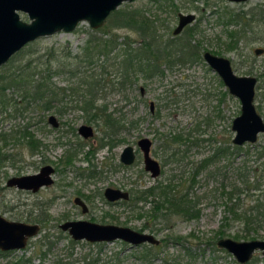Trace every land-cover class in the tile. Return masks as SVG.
Listing matches in <instances>:
<instances>
[{
    "label": "rangeland",
    "instance_id": "obj_1",
    "mask_svg": "<svg viewBox=\"0 0 264 264\" xmlns=\"http://www.w3.org/2000/svg\"><path fill=\"white\" fill-rule=\"evenodd\" d=\"M117 9L120 15L135 11L139 12V16L149 17L155 23L157 21L156 32L163 41L173 36L172 30L177 25L179 13L194 14L195 21L188 26L189 30L177 35L180 37L174 43L182 41V37L198 46L201 42V54L209 51L225 57L230 60L236 75L254 76L257 80L254 104L264 120V19H258V22L247 21L255 13L259 17L264 16L260 15L264 12V0L240 3L229 0H132ZM17 12L20 20L30 22L27 13ZM237 13H245V18L238 20L235 16ZM113 15L107 17L98 28L100 30L92 29L88 22L82 21L71 32H57L26 44L0 66V87L6 88L5 94L7 92L9 97L12 89L5 86L6 77L27 62H39L36 70H42L43 75L52 72L51 79L57 86L66 87L71 77L65 70L77 65V56L84 55L87 39H105L110 34L116 35L113 38L117 42H123L125 37L133 41L139 39L136 31L120 26L122 18ZM118 50L121 47L116 48L117 52ZM89 54L95 58L94 61L97 60L93 67L104 60L102 56L97 58L92 51ZM46 64H51L52 69H47ZM65 64L69 65L64 66ZM110 64L109 67H112ZM108 65L106 69L110 72ZM75 79L73 76L71 80ZM220 82L222 83L219 76L201 55L200 59L193 57L185 65L176 66L172 71L166 70L162 77L146 81V86L140 79L137 84L127 85L125 92L109 88L104 90L103 95H106L101 101L106 103L108 109L135 122V125L115 136L113 140L117 141L111 144L110 149L100 145L102 134L96 129L90 139L84 140L78 135L77 128L84 123L79 109L69 110L63 117L49 111L44 116L45 122L40 121L35 112H26L23 116L14 118L12 109L7 108L9 117L5 112L1 114L0 109V135L10 134L5 140L0 136V215L10 221L39 226L38 233L28 239L24 248L0 252V264H134L133 255L141 250L147 254L148 244L131 249L128 244L117 240L111 243L74 240L67 231L60 228L61 224L73 220L124 225L135 230L151 226L152 230L145 228L143 231L152 233L161 241L153 264H161L162 261L165 264H240L233 254L217 246V240H264V224L263 227L260 225L256 230L251 228L247 232L238 222L223 225L222 216L227 212L219 194L215 192L217 179L206 180L205 171H201L195 179L200 182L199 186H194L197 191L194 196L200 198L197 201L195 197L191 198L196 201H193V210L197 213L195 217L183 215L179 211L180 206L173 211L164 208L163 217L168 219L158 218L153 222L150 218L151 203L141 202L135 206L121 202L110 203L102 195L107 186L132 191L163 181L168 176L173 178L174 189L178 184L188 185L185 179L193 172L196 163L218 143L231 141L234 135L231 123L240 114V102ZM140 88H144V96H140ZM223 92L227 93L223 95ZM66 95L65 100H73L68 91ZM151 100L154 101L158 114L150 112ZM49 114L56 115L60 122L58 128H52L46 122ZM25 125L29 126L28 131L34 133V139L41 142V147L33 153L12 139V130ZM177 132H191L199 138V144L188 141L179 145L170 144V149H179L180 160L166 163L164 173L153 180L143 170V157L137 141L144 136L151 139V155L161 163L164 154L166 155L163 143L160 146L163 133ZM255 144L264 147L263 134L258 136ZM126 145L134 147L136 160L130 167L123 168L119 166L118 159ZM89 150L94 152L90 162L84 159L85 152ZM238 159L235 157L234 160ZM252 160H255L254 153ZM45 164L54 168L52 185L35 193L6 185L8 178L37 173ZM90 164L95 165L94 174L90 173ZM223 164V159L217 163L218 166ZM229 179H232L231 176ZM183 191L184 189L179 188L173 193L178 197ZM76 196L87 204V213H82L73 203ZM248 232L253 238L248 236ZM244 264H264V255L257 250Z\"/></svg>",
    "mask_w": 264,
    "mask_h": 264
},
{
    "label": "trees",
    "instance_id": "obj_2",
    "mask_svg": "<svg viewBox=\"0 0 264 264\" xmlns=\"http://www.w3.org/2000/svg\"><path fill=\"white\" fill-rule=\"evenodd\" d=\"M176 11L177 7L174 9V12ZM111 14H114L116 18H122V25L120 26L136 31L139 39L133 41L125 37L123 42H117L113 38V36L116 37L114 34H110V37L105 39H87L84 44V55L77 56L79 58L77 65L71 67V69L68 67L65 70L71 77L67 85L69 89L61 88L60 90L51 79L52 72L43 75L42 70H36L38 64L40 65L39 62L34 64H32L33 62H27L23 66H18L5 79V86L12 89L11 95L8 97V93L5 94L6 88L0 87L1 114L5 112L9 117L10 113H7V108L13 110L12 117L14 118L23 116L26 112H35V116L42 122L44 121L43 113L47 110L52 109L63 116L64 108L59 96L63 99L66 90L71 91L77 88L78 96L75 103L84 113L82 116L84 122L94 124L104 133V138L110 142L122 130L135 125V122H130L125 116L109 110L105 102H99L106 95H103L104 90L109 88L112 91L125 92L127 85L137 84L140 79L145 85L146 81L154 77L164 76L166 70L172 71L176 66L185 65L193 57L195 59L201 58V42L198 46L191 44L190 39L183 40L182 37V41L174 43V40L180 36L170 35L167 41H163L156 32L157 21L155 23L149 17L139 16V12L135 11H128V14L125 12L120 15L117 9ZM245 15V13L242 15L235 14L238 20L245 18ZM260 15H264V12ZM258 19L263 20L264 16L259 17V14L255 13L247 21L258 22ZM248 22H245V24L248 25ZM189 28L186 26L182 32L188 31ZM118 47H121V50L117 52L116 48ZM90 51L94 52L97 58L104 57V60L95 67L93 66L97 60L94 61L95 58L89 54ZM112 51H115V53H112ZM108 64L112 67H109ZM68 65L65 64L64 66ZM107 65L110 72L106 69ZM46 66L47 69H52L51 64H46ZM29 69L32 70L29 72ZM73 76L76 77L75 80H71ZM226 93L223 92L222 94ZM124 97L127 99L126 95ZM27 128L29 126L25 125L23 128L13 129L12 139L16 140L18 145L29 148V152L33 153L41 147V142L34 139V133L28 131ZM0 136L5 140L10 137V134ZM161 139L164 145H162L163 152L166 153V155L164 154V163H174L180 160L179 149H170V144L178 143L177 145H179L188 141L191 144L198 145L200 141L191 132L188 134L182 132L163 133ZM261 146L263 145L255 143L236 146L230 140L221 141L208 155L196 163L193 172L187 178L189 182L185 179L188 185L178 184L175 189L173 187L169 192L166 190L169 188L167 184L163 187L153 188L158 191L149 195L155 200L156 210L152 213L161 217L164 208L167 211H173L174 208L177 210L178 207L182 206L179 211L183 215L195 217L197 213L193 210L194 199L191 198L195 197L196 201L200 198L194 196L197 192L194 186L200 184L195 179L201 171H205L206 180L217 179L215 192L219 194L222 206L227 212L222 216V224L229 226L230 222H238L242 224V227H245L242 228L245 232L248 229L251 230V228L256 230L257 227L264 224V147ZM244 147L250 149L247 151V149L244 150ZM253 153L255 154V160H252ZM235 157L239 159L235 161ZM222 159L225 164L218 166L217 163L221 162ZM229 175L232 179H229ZM179 188L184 189V191L181 196L177 197L175 193ZM160 193H162L163 199ZM204 195L206 196L207 193ZM248 236L253 238L250 232H248ZM158 249L159 247L149 246L146 251L147 254H144L141 250L140 253L133 255L132 262L134 264H138V261L140 264H153V258H155ZM161 264H165V262L162 261Z\"/></svg>",
    "mask_w": 264,
    "mask_h": 264
},
{
    "label": "water",
    "instance_id": "obj_3",
    "mask_svg": "<svg viewBox=\"0 0 264 264\" xmlns=\"http://www.w3.org/2000/svg\"><path fill=\"white\" fill-rule=\"evenodd\" d=\"M132 0H0V66L5 64L15 53L26 44L57 32H71L82 22H88L92 29L100 28L107 17L120 5ZM231 2H245L247 0H229ZM27 13L30 22L20 20L18 12ZM195 20V15L178 14V22L172 30L173 36L179 35L183 29ZM261 50H257L259 52ZM205 63L219 76L228 93L240 102V114L233 118L231 130L233 145L243 146L257 142L260 134L264 135V120L256 110L254 104L256 78L254 76H239L232 69L229 59L217 56L209 51L202 54ZM141 93L144 89L141 88ZM153 111V102H150ZM48 123L53 127L58 126L55 116L48 117ZM78 132L84 137L92 136V127L81 125ZM138 146L143 152L144 168L152 178L159 176L160 166L150 154L151 141L143 137L138 141ZM133 147L127 145L120 154V161L130 165L134 161ZM53 168L43 166L39 172L30 175L10 177L6 181L8 187L37 192L41 187L51 185ZM106 200L114 202L118 199H127V192L107 187L104 190ZM75 203L81 205L86 212V205L75 198ZM62 230H68L74 240L86 239L88 241L112 242L116 239L123 240L132 247L143 243L158 245L153 235L135 231L129 227L119 225H101L88 221H67L60 225ZM39 226L20 221H10L0 215V249L23 248L26 240L38 233ZM217 246L233 254L240 264L250 260L257 250L264 255V240L233 241L220 238Z\"/></svg>",
    "mask_w": 264,
    "mask_h": 264
},
{
    "label": "flooded vegetation",
    "instance_id": "obj_4",
    "mask_svg": "<svg viewBox=\"0 0 264 264\" xmlns=\"http://www.w3.org/2000/svg\"><path fill=\"white\" fill-rule=\"evenodd\" d=\"M240 3V2H239ZM195 21V20H194ZM193 21V22H194ZM178 22V21H177ZM192 22V23H193ZM191 23V24H192ZM190 24V25H191ZM187 26H189V25H187ZM184 30V29H183ZM177 36V35H176ZM203 52H205V51H203ZM203 52H202V54H203ZM211 53V52H210ZM201 54V55H202ZM213 54V53H212ZM215 55V54H214ZM203 58V57H202ZM232 66V65H231ZM233 69V68H232ZM234 71V70H233ZM235 73V72H234ZM221 80V79H220ZM56 83V82H55ZM69 83V82H68ZM68 83H67V85H68ZM67 85H66V87H59V86H57V84H56V86L61 90V88H66V89H69V88H67ZM224 85V84H223ZM144 89V88H143ZM227 90V89H226ZM66 91H68V90H66ZM66 91H65V95H63V99H62V97L61 96H59V100H62V105H63V108H64V114H63V116H65L66 115V113H68V111L69 110H75V109H79V107H77L76 106V103H75V100H76V98H77V96H78V92H77V88H74V89H72L71 91H68L69 93H70V95L69 96H71V98L73 99V100H71V99H68V101L67 100H65V97L67 96L66 95ZM139 92H140V96H144L145 95V90H144V93L142 94L141 93V88L139 89ZM66 101V103H64V101ZM101 101V100H100ZM152 101V100H151ZM151 101H149V110H150V102ZM102 102V101H101ZM100 102V103H101ZM153 102V111H151L150 110V112L151 113H155L156 112V114H158V112H157V110H156V106H155V103H154V101H152ZM79 110H81V109H79ZM257 110V109H256ZM49 111H52V112H54V113H56L54 110H47V111H45L44 113H43V115L45 116L46 115V113L47 112H49ZM82 111V110H81ZM114 112V111H113ZM58 116H60L58 113H56ZM84 113H83V111H82V115H83ZM50 115H53V116H55V118H56V120H57V122H58V126L57 127H53L52 125H50L49 123H48V117L50 116ZM63 116H60V117H63ZM43 122H45V117H44V121ZM46 122L48 123V125L50 126V127H52V128H58L59 126H60V122H59V120L57 119V117H56V115L55 114H49L48 116H47V118H46ZM61 123H64V122H61ZM81 125H87V126H90V127H92V132H93V134H92V136H90V137H88V138H84L79 132H78V129H79V127L81 126ZM95 129H96V131H98V132H100L101 134H102V136H101V146H106V147H108V149H110L112 146H111V144L112 143H114L115 141H117V140H113V141H107V139L106 138H104V133L100 130V129H98L94 124H92V123H86V122H84V123H82V124H80L79 126H78V128H77V133H78V135L82 138V139H84V140H87V139H90V138H92L93 136H94V133H95ZM125 130H122V132L120 133V134H122L123 132H124ZM144 137H146V136H144ZM141 138H143V137H141ZM140 138V139H141ZM148 138V137H147ZM139 139V140H140ZM149 139V138H148ZM138 140V141H139ZM102 141H105V142H102ZM138 141H137V147L139 148V146H138ZM150 141H151V147H150V151H149V154H150V156L152 157V155H151V148H152V145H153V142H152V140L150 139ZM161 144H162V142L160 143V146H161ZM81 145H83V143L81 144ZM127 146V145H126ZM131 146V145H130ZM133 147V146H132ZM162 148H163V146H162ZM123 150V149H122ZM139 150H140V148H139ZM122 152V151H121ZM133 152H134V156H135V158H134V161H133V163H131L130 165H125V164H123L121 161H120V155H119V159H118V161H119V166H121V167H123V168H128V167H130L132 164H134V162H135V160H136V153H135V149H134V147H133ZM140 152L142 153V157H143V152L140 150ZM93 154H94V152H92V151H88V152H85V154H84V159L85 160H87L88 162H90V161H92V156H93ZM121 154V153H120ZM72 155H73V153H72ZM153 158V157H152ZM153 159H155V158H153ZM155 160H157V159H155ZM143 161H144V157H143ZM158 161V160H157ZM158 163H159V166H160V169H161V171H160V174H159V176H157V177H155V178H152L151 177V175H150V173L148 172V171H146L145 170V168H144V162H143V170L146 172V173H148L149 174V176L153 179V180H156V179H158L163 173H164V170H163V168H164V166H165V164L166 163H164V158H162V161H161V163L158 161ZM46 165H49V164H45V165H43V166H46ZM43 166H41L40 167V169L43 167ZM49 166H51V165H49ZM52 167V166H51ZM89 167V166H88ZM94 167H95V165L94 164H90V173H93L94 174ZM53 168V167H52ZM39 169V170H40ZM53 170H54V168H53ZM39 172V171H38ZM53 173H54V171H53ZM53 173L50 175L51 176V178H52V175H53ZM35 174V173H34ZM9 179V178H8ZM52 180H53V178H52ZM172 182V183H171ZM53 183V182H52ZM168 185L169 186V188H167L166 190L169 192V191H171L172 190V188L174 187V185H173V178H171V177H166L163 181H158L157 183H155V184H153V185H150V186H148V187H145V188H142V189H136V190H133L132 189V191L131 190H129V191H127V190H124V189H121V188H116V187H110V186H107V187H110V188H115V189H119V190H121L122 192H127V194H128V198L127 199H123V198H121V199H118V200H116V201H114V202H111V201H108V200H106V198L104 197V190H105V188H107V187H105L104 188V190H103V192H102V195H103V197H104V199L107 201V202H110V203H115V202H121V203H123V204H132V206H135V205H137L138 203H141V202H143L144 204H146V203H151V207H152V210H151V213L153 212V211H155L156 210V207H155V200H153L149 195H151L152 193H154V192H157L158 190H156V189H153L154 187H158V186H164V185ZM52 185V184H51ZM48 186H50V185H48ZM44 187H47V186H44ZM41 188H43V187H41ZM40 188V189H41ZM28 191H30V190H28ZM32 192V191H31ZM33 193H35V192H33ZM161 194L162 193H160V196H161ZM75 198H79L85 205H86V207H87V211L86 212H83L82 211V207H81V205H78V204H76L75 203ZM161 198L163 199V197L161 196ZM73 203L75 204V206H77V207H79L80 209H81V212L82 213H87L88 212V206H87V204L84 202V200L81 198V197H79V196H76V197H74V199H73ZM169 215V214H168ZM150 218H152V220H153V222L156 220L157 221V219L158 218H160V219H162V220H166V219H168L167 217L165 218V217H163V216H161V217H158L155 213L153 214H150ZM73 221H79V220H73ZM83 221H87V220H83ZM20 222H22V221H20ZM67 222V221H66ZM88 222H90V221H88ZM25 223V222H24ZM92 223H94V222H92ZM97 224H99V223H97ZM31 225H33V224H31ZM37 225V224H36ZM101 225H110V224H101ZM112 225H115V224H112ZM119 226H124V225H119ZM124 227H128V226H124ZM130 228V227H129ZM147 229V230H152V228H151V226H148V227H145L144 226V228H142V229H140V230H135V229H133V230H135V231H138V232H141V233H146V234H150V235H153L152 233H148V232H145V231H143V229ZM132 229V228H131ZM63 231H67L68 232V230H63ZM151 232H153V231H151ZM69 233V232H68ZM35 236V235H34ZM71 236V235H70ZM154 236V235H153ZM33 237V236H32ZM72 237V236H71ZM155 237V236H154ZM29 238H31V237H29ZM29 238H27V240H26V244H27V241H28V239ZM156 238V237H155ZM73 239V238H72ZM157 240H159V242H161L160 241V239H158V238H156ZM79 240H86V239H79ZM117 241H121V242H123V243H125V244H128L129 245V247L131 248V249H136V248H139V247H141L143 244H148V243H143V244H141V245H139V246H136V247H132L131 246V244H129V243H127V242H125V241H123V240H120V239H116ZM116 240H114V241H116ZM86 241H88V240H86ZM88 242H91V243H101V242H106V241H95V242H92V241H88ZM113 242V241H112ZM108 243H111V242H108ZM26 244H25V246H26ZM148 245H150V246H155V245H151V244H148ZM24 246V247H25ZM158 245H156L155 247H157ZM23 247V248H24ZM19 249H22V248H19ZM19 249H9V250H1L0 249V252H6V251H12V250H19ZM126 252V251H125Z\"/></svg>",
    "mask_w": 264,
    "mask_h": 264
},
{
    "label": "bare ground",
    "instance_id": "obj_5",
    "mask_svg": "<svg viewBox=\"0 0 264 264\" xmlns=\"http://www.w3.org/2000/svg\"><path fill=\"white\" fill-rule=\"evenodd\" d=\"M233 138V137H232ZM232 140V139H231ZM256 143V142H255Z\"/></svg>",
    "mask_w": 264,
    "mask_h": 264
}]
</instances>
